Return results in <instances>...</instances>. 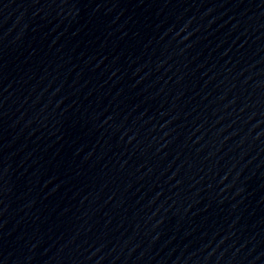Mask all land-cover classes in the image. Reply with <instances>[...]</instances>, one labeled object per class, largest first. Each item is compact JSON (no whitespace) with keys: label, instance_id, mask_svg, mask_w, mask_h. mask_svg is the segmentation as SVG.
Here are the masks:
<instances>
[{"label":"water","instance_id":"1","mask_svg":"<svg viewBox=\"0 0 264 264\" xmlns=\"http://www.w3.org/2000/svg\"><path fill=\"white\" fill-rule=\"evenodd\" d=\"M0 264H264V0H0Z\"/></svg>","mask_w":264,"mask_h":264}]
</instances>
